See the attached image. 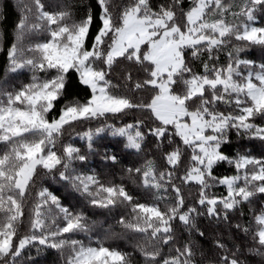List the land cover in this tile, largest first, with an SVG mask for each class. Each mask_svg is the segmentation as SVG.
<instances>
[{"label":"snow or ice","instance_id":"1","mask_svg":"<svg viewBox=\"0 0 264 264\" xmlns=\"http://www.w3.org/2000/svg\"><path fill=\"white\" fill-rule=\"evenodd\" d=\"M185 2L153 6L152 0H95L98 16L89 8L81 19L72 20L67 10H45L41 0H20L14 40L6 49L7 70L27 69L32 77L19 88L0 85V264H15L29 246L55 249L64 254L65 264H132L131 253L68 238L89 230L87 217L65 206L47 187L36 192L27 231L20 234L38 169L58 173L60 182L94 208L129 206L131 219L121 217L118 223L143 237L136 246L143 264H197L192 241L173 247L174 254H163L175 242V225L203 238L198 219L227 221L230 212L264 194V156L229 152L233 133L264 142V123L256 122L264 120V63L240 55L248 46L264 48V26L256 24L264 0H187L186 9ZM37 33L45 38L30 42ZM5 35L0 32V52L5 51ZM232 38L245 47L234 46L228 62L218 64L216 53ZM188 53L193 60L207 56L201 71L190 66ZM121 60L142 70L144 78L133 80L132 70L122 66V85L113 83ZM72 73L87 90L83 100L65 99ZM145 91L150 97L138 102L128 94ZM133 111L148 116L120 126L104 122L77 133L86 152L72 143L57 149L73 125ZM102 134L120 138L122 148L137 155L145 152L148 137L153 138L165 167L159 169L154 158H146L125 169L152 196L151 202H139L123 183H103L94 171L78 170V162L96 154ZM185 156L183 174L178 175ZM102 159L119 161L107 148ZM224 165L231 174L217 175ZM177 180L198 187L195 203L186 204ZM217 185L225 187L226 195L209 192ZM252 223L254 229L239 223L234 227L251 232L256 247L250 251L264 257V206ZM215 244L224 253L220 264H241L224 242Z\"/></svg>","mask_w":264,"mask_h":264},{"label":"trees","instance_id":"2","mask_svg":"<svg viewBox=\"0 0 264 264\" xmlns=\"http://www.w3.org/2000/svg\"><path fill=\"white\" fill-rule=\"evenodd\" d=\"M32 0H24V3L31 4ZM45 5V10L51 12H57L61 10H67L71 13L72 20L81 19L89 8L97 14L99 9L96 6L95 0H41ZM117 3L120 0H116ZM167 0H152L153 6H157L160 3H165ZM227 2V0H226ZM241 0H237L240 3ZM20 0H0V32H5L4 47L5 51L0 52V85L11 90L12 88H19L21 85L29 83L31 81L32 73L27 69L19 70L16 73L8 72V62L6 57V49L14 40L15 24L18 22L20 15ZM185 9L188 7L187 0L184 5ZM256 24L264 26V13L258 12ZM99 24L98 19L92 26V34H95L96 27ZM45 38L43 34L37 33L30 37V42L35 43ZM28 41H26L27 43ZM245 47L243 42L236 41L234 38L230 40L223 50L216 53L218 64H226L228 62V52L233 47ZM242 59L253 60L257 65L264 63V48L260 46H248L240 54ZM190 66L196 70L201 71V60L207 59V56H202L200 59H191V54H187ZM129 68L132 70L133 80L143 79L144 74L142 70H138L135 65L128 64L126 61L121 60L114 69L115 73L119 74L113 76V83L122 85V77L124 75L121 72V67ZM43 76V73H38ZM131 87V85H129ZM120 91L123 93V86ZM67 95L65 99L79 98L85 99L87 96V90L78 85V81L75 79V73H72L69 80V86L67 89ZM133 97L134 102H138L140 97L149 98L150 91L139 93H128ZM61 104L64 103L62 100ZM59 108V105H58ZM148 116L147 113H141L139 111L129 112L125 116L108 117L105 121L103 118L98 121H90L73 125L72 128L65 131L61 137L60 143L57 144V149L61 147V143H72L74 146L81 148L82 152H86V142L80 140L77 133H82L88 128H96L101 123H114L120 126L123 123H132L134 119H145ZM257 123H264V120H257ZM146 123L150 121L146 120ZM103 139L97 138L96 154H90L88 161L84 164L77 163L76 167L79 171L85 173L95 172L101 182L103 183H123L128 191L136 197L139 202H151L152 196L139 185L129 178L128 173L125 171L128 167L140 166L144 159L154 158L159 169L165 167L164 160L160 151L155 150L153 144V138L148 137L146 143L145 152L139 155L134 152L125 151L122 148V140L120 138H113L107 134H102ZM105 148L110 153H115L119 157V161L113 164L110 161L102 159ZM237 151L250 152L253 156H264V142L259 140H247L238 138L235 133L232 134V144L229 152L234 154ZM187 163V156L184 158V162L177 169V174L182 175L183 169ZM226 170H228L226 172ZM231 174V170L228 165H224L217 170V175ZM53 175L57 179H53ZM180 184L182 192L184 194L186 204H193L198 198V187L195 184L183 185L179 180L176 181ZM42 187L49 188L54 194L60 197L61 202L68 206L73 211H83L87 217L86 223L88 224V231L78 232L75 234H68V238L81 241L85 245L96 246L97 244H104L105 246L118 248L121 251L131 253L132 264H143V258L137 250V244L143 243V237L139 234L126 231L118 221L121 217L131 219L129 206H117L110 209L94 208L90 206L86 199L80 194L72 191L66 184L60 182L58 179V173L45 174L43 169H38V174L35 183L31 189V195L28 197L25 207V221L24 225L20 228V234L23 235L27 231V213L30 211L32 204L35 202V194ZM210 193L216 195H226V189L222 185H217L209 189ZM264 206V194H258L254 197L251 203L245 202L238 210L229 213V219L227 221H212L211 223L206 217L198 219V225L201 230L205 231L203 238L198 235L187 232L178 223L175 225V242L173 245H168L163 248V254H174L170 250L173 247H181L185 243L192 241L195 251V259L197 264H220V257L224 254L220 249L216 247L215 241L221 240L227 245L230 252H235L241 264H264V257L258 255L256 252L250 251V249L256 247L252 240L250 233L239 232L235 229L236 224L250 226L253 229L255 224L252 223L254 213L261 211ZM204 209L201 208L200 211ZM39 246H29L26 248L22 255L16 259L15 264H65L64 254L61 252L43 248L38 250Z\"/></svg>","mask_w":264,"mask_h":264},{"label":"rangeland","instance_id":"3","mask_svg":"<svg viewBox=\"0 0 264 264\" xmlns=\"http://www.w3.org/2000/svg\"><path fill=\"white\" fill-rule=\"evenodd\" d=\"M257 26H259V25H257Z\"/></svg>","mask_w":264,"mask_h":264}]
</instances>
